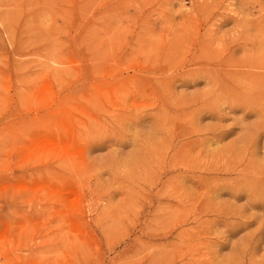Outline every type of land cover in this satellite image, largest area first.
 Returning <instances> with one entry per match:
<instances>
[{
    "label": "rangeland",
    "instance_id": "374dc122",
    "mask_svg": "<svg viewBox=\"0 0 264 264\" xmlns=\"http://www.w3.org/2000/svg\"><path fill=\"white\" fill-rule=\"evenodd\" d=\"M0 264H264V0H0Z\"/></svg>",
    "mask_w": 264,
    "mask_h": 264
},
{
    "label": "bare ground",
    "instance_id": "6f19581e",
    "mask_svg": "<svg viewBox=\"0 0 264 264\" xmlns=\"http://www.w3.org/2000/svg\"><path fill=\"white\" fill-rule=\"evenodd\" d=\"M182 150V149H181ZM202 178V177H201ZM203 180V179H202Z\"/></svg>",
    "mask_w": 264,
    "mask_h": 264
}]
</instances>
